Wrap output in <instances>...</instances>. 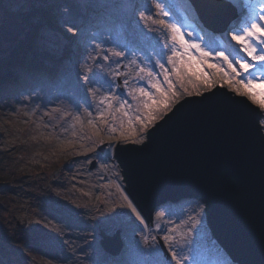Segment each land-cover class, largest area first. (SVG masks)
Returning a JSON list of instances; mask_svg holds the SVG:
<instances>
[{"label":"rangeland","instance_id":"1","mask_svg":"<svg viewBox=\"0 0 264 264\" xmlns=\"http://www.w3.org/2000/svg\"><path fill=\"white\" fill-rule=\"evenodd\" d=\"M41 1L0 0V45L3 49L10 45L5 40L7 36L10 37L9 33H19V27L8 25L7 18L18 17L27 10L25 8L41 6ZM115 1L117 12L114 19L120 20L114 21V35L105 37L106 42L96 41L94 46L82 40L84 44L80 42L75 47L73 62L58 64L54 77H58V88L64 87V91L54 92L51 90L53 87L43 84L31 89V82L24 73L11 75V83L14 81L15 84L9 83L0 88V153L5 154L7 173L14 172L18 176L26 177L23 183L16 186L0 185L12 191L7 212L0 216V226L7 230L12 225L16 226V222L22 227L18 232L29 231L31 239H35L33 243L45 250L51 258L42 262L33 256L13 253L14 259L22 260L20 264H163L165 260L167 264H173L172 258H167L168 254L171 256V251L163 245L161 239L153 246L150 244L142 248L143 244L134 238L137 241L134 243V251L123 245L122 252L115 257L109 256L100 247V232L111 236L120 231V234L131 233L133 236L138 233L140 235V230L127 211L120 194L118 164L114 165V160H109L107 150L100 154L97 148L103 145L109 147L115 143L135 144L136 140L140 142L143 139L144 132L150 126L143 133H139V126H131L128 119L122 113H117L115 108L128 100L131 104L129 115L135 113L139 101L133 100L130 93L139 87L147 88L149 83L147 79L139 78L138 68L152 67L157 58L154 51L161 53L165 42L171 44L166 30L154 23L155 20L163 18L158 19L153 7L156 0H147L149 5H146V9L137 6V2L143 3V0ZM222 1L226 5H232V2L238 5L236 14H239V19H235V25L220 29V32L213 35L197 25L196 14L188 7L186 0H162L169 8L171 20L181 24L171 11L176 10L178 18L189 21L192 25L187 30L193 31L196 36H203L205 45L213 48L214 52L222 50L237 72L242 73L243 80L227 65L219 70L211 67L213 63L219 65V61L209 59L201 64L197 54L186 56L185 59L190 60L192 65L191 71L196 74L194 78L201 85V93L209 92L214 87H225L238 97L247 98L251 93L254 94L256 102L247 99L264 114V107H261L264 104V79L254 80L251 85L245 86L248 73L261 77L264 66L257 65L244 73L245 70H241L235 61H247L250 58L240 50L237 42L231 40L229 34L230 30L242 25L253 7L258 17L261 0ZM229 9L231 7L222 5L218 11L223 16L228 15L226 12ZM142 12L145 14L143 18L140 15ZM87 13L91 15L90 12ZM39 35V46L42 49L60 52L62 42L52 29L42 27ZM143 43L146 44L144 50L141 49ZM133 48L138 52L132 51ZM116 51H122L125 55H112ZM105 55H108V60L103 59ZM2 56L5 53H1L0 58ZM133 60L136 61L135 64L131 63ZM160 71L156 68L154 75ZM224 72L231 73L234 79H229L227 75L221 79ZM209 74L214 83L211 90L206 91ZM119 77L122 90L116 84ZM24 84L27 85L26 89ZM187 86L192 89L191 84ZM237 88L239 93L234 90ZM178 91L180 95L171 102V109L189 96L180 89ZM108 95L116 97L111 108L107 106V102L101 103ZM136 95H139L138 92ZM193 95H196L195 92L191 96ZM75 102L85 107L82 113L86 112V118L93 122V126L79 129L75 128V124L67 123L73 106L77 104ZM169 111L162 110L161 118L156 122ZM101 114L108 121L107 124L99 119ZM261 123L264 128V117ZM125 133H130L127 140L121 138ZM93 161L96 166L90 169ZM37 180L46 182V190L41 192L40 197L32 193L36 189L32 183ZM169 204L168 210L173 211L175 205ZM185 205L186 211H181V219L178 221L181 224L180 230H183L180 237L186 238L179 237L176 240L184 245L181 250L190 257L187 264L229 263L227 257L215 250L217 246L208 230H199L204 225L201 220L203 215L195 212L197 209L193 202H186ZM195 216H200V219H194L196 226L192 229L189 220ZM10 221L12 222L9 225ZM141 241L144 242V239L141 238ZM1 262L0 260V264Z\"/></svg>","mask_w":264,"mask_h":264},{"label":"water","instance_id":"2","mask_svg":"<svg viewBox=\"0 0 264 264\" xmlns=\"http://www.w3.org/2000/svg\"><path fill=\"white\" fill-rule=\"evenodd\" d=\"M207 30L225 28L235 10L222 0H188ZM221 5H215V4ZM229 6L228 15L218 9ZM121 86V78L117 79ZM260 109L225 87L183 98L145 133L140 144H118L122 181L140 213L195 198L207 226L233 262L264 264V133ZM102 153L104 145L98 148ZM96 162L93 161L90 169ZM229 171L241 194L223 184ZM104 252L117 256L120 231L100 232Z\"/></svg>","mask_w":264,"mask_h":264},{"label":"trees","instance_id":"3","mask_svg":"<svg viewBox=\"0 0 264 264\" xmlns=\"http://www.w3.org/2000/svg\"><path fill=\"white\" fill-rule=\"evenodd\" d=\"M143 1V3L137 2V6L148 8L147 0ZM115 2V0H42L41 6L34 9L25 8L27 10L18 17L7 18L9 19L7 20L8 25L19 27V33H9L10 37L5 38L10 44L7 48L3 49L0 45V54L5 53V56L0 58V81L5 80L0 83L7 82L13 74L24 73L31 82V89L43 84L53 87L51 90L54 92L64 91V87L58 88L60 80L53 77L58 64L73 62L75 47L81 39L88 35V32L91 34L88 38L89 42L93 46L96 41L99 42L105 37L112 36L114 21H116L114 14L117 12ZM188 7L190 8V6ZM155 11L157 12L156 9ZM87 12H90L91 15ZM160 17L162 16L158 15V19ZM188 25L191 27L190 23ZM42 27L52 29L59 37L62 42L59 53L42 49L39 46L41 40L39 30ZM87 28L94 30L90 31ZM26 88L27 85L24 84V89ZM75 103L77 104L73 106L67 123L75 124V128L79 129L90 126L86 112L82 113L85 111V107L79 102ZM5 163V154L0 153V185L10 186L13 184L16 186L23 183L26 177L18 176L14 172L7 173L5 170L7 164ZM32 184L37 189H34L32 193L40 197L41 192L46 190V182L37 180ZM11 192L8 188L0 186V216L7 212ZM14 224L16 226L12 225L7 230L0 226L1 264H20L22 260L14 259L13 253L33 256L37 261L42 262L51 259L45 250L33 243L35 239H31L29 231L20 233L18 230H21L22 227L18 226L16 222Z\"/></svg>","mask_w":264,"mask_h":264},{"label":"snow or ice","instance_id":"4","mask_svg":"<svg viewBox=\"0 0 264 264\" xmlns=\"http://www.w3.org/2000/svg\"><path fill=\"white\" fill-rule=\"evenodd\" d=\"M157 10V14L163 18L155 20L154 23L161 26L162 30H166L167 37L170 39L171 44L165 42L163 51L157 55V58L152 67H139L138 75L141 80L147 79L149 82L146 87H139L134 89L130 95L133 100L139 101V106L135 113L129 115L131 111V104L128 100H124L115 108L117 113H122L124 117L128 119L131 126H139V133H143L146 127L153 125L159 118H161L162 110H171V102L174 101L176 97L180 95L182 90L184 94L191 96L193 92L196 95L201 94V85L197 82L195 73L191 71L192 65L190 60L185 59L186 56H191L193 54L198 55V61L203 64L206 60L219 61L211 65L212 68H223L227 65L228 68L235 72L237 76H243L241 72H237L236 68L233 67V63L229 60V57L224 55V52L216 51L209 48L204 43L203 36H196L191 30H187L183 25H179L170 18V11L162 0H156L154 5ZM141 17H144L142 12ZM71 30V29H70ZM231 40L237 42L240 50L243 51L249 60L237 59L235 64H238L241 70H247L249 68H254L257 65L264 66V0H261V6L259 8V15L257 17V11L255 7L250 12L249 16L244 20L239 28H233L230 30ZM116 57H123L125 55L122 51H116L112 53ZM166 56V60H165ZM104 60H108V55L103 57ZM131 63L135 64L136 61L133 60ZM170 66V68H169ZM187 66V67H186ZM159 68L161 71L154 75L155 69ZM118 75V73H117ZM227 75L229 79H234L231 73L224 72L221 79ZM163 77L161 80L160 77ZM203 76V73H201ZM248 79L245 81V86L251 85L254 80L264 79V74L261 77H256L252 73H248ZM87 80L88 77L86 76ZM239 82V81H238ZM127 80H125V85H127ZM213 81L211 79V74H209V81L205 86V90H211ZM192 85L190 90L187 86ZM239 93V89H234ZM138 92V96L136 93ZM243 95V93H240ZM248 98L254 103V94L249 93ZM116 99L113 95L105 96L101 103L107 102L109 108L113 107V101ZM264 107V104L261 105ZM99 119L104 120L107 124L108 121L104 118L103 114L100 115ZM90 127L93 126V122L89 121ZM102 130V129H98ZM137 133V135L139 134ZM122 139H129L130 133H125ZM138 143L139 140H136ZM103 143V141H100ZM111 147V146H110ZM127 199V197H125ZM128 208L133 214L136 215L137 219L140 220L141 224L146 223L143 219L142 214L137 210L136 207L130 202ZM158 215L163 216V213H158ZM176 229L173 228L170 234L165 235L163 238L167 242V247L171 251V258L173 264H187L190 257L182 252L184 245L180 244L178 240L175 239L174 234ZM155 239V238H153ZM163 264H167L165 260Z\"/></svg>","mask_w":264,"mask_h":264},{"label":"bare ground","instance_id":"5","mask_svg":"<svg viewBox=\"0 0 264 264\" xmlns=\"http://www.w3.org/2000/svg\"><path fill=\"white\" fill-rule=\"evenodd\" d=\"M232 5L236 8V9H238V5L237 4H235L234 2H232ZM5 79H2L0 82H2V81H4ZM4 83H0V86H2ZM248 98V97H247ZM144 139H145V137H144ZM143 139V140H144ZM132 143H126V144H124V145H131ZM135 145V144H134ZM116 146L117 145H115L114 146V148L112 149V153H111V151H110V159H115L116 158V154L114 153V149H116ZM222 180H223V184H225L226 185V187L227 188H229V190H235V192L234 191H230L231 193L230 194H232V193H235V194H241V192H239L240 191V189L239 190H236L238 187H237V184H236V182L233 180V175H232V173H230L229 171H227V170H225V171H223L222 172ZM119 186H120V189L122 190L121 191V194H122V197H123V199H124V201H125V207L128 209L127 211L128 212H130V214L132 215V217H133V219H135V220H137L138 221V224L141 226V228L144 230H141V228H139V230H140V235H139V233L138 234H134L133 236L131 235V233H122V234H120V237H121V240H122V244L125 246V245H127V246H129V249L130 250H133L134 251V247H135V244H136V242L137 241H134V238H137V240H138V242L140 243H142L143 244V242L141 241V238H142V236H141V231L143 232V234H144V236H145V238H148V237H153L157 232H156V224H157V222H158V220H159V215H158V213H162V212H166V204L168 203V202H166L165 204H162V205H159L158 207H156V208H154L152 211H151V214H150V216H146V215H144V214H142V217H143V219L146 221V223H144V224H141V222H140V220H138L137 219V217H136V215L135 214H133L132 212H131V210L128 208V204L131 202L132 204H133V206L134 207H136V205H135V203H134V201L132 200V198H131V196H130V192L128 191V189H127V186L124 184V182L122 181V182H120L119 183ZM125 197H127V199L125 198ZM169 203H171L170 201H169ZM137 208V207H136ZM138 210V209H137ZM139 211V210H138ZM205 224H207L206 223V221H205ZM164 225L166 226V223H164ZM162 226H160V228H161ZM156 228V229H155ZM199 230H202V228L200 227V229ZM211 233V232H210ZM174 237H175V239H178L179 237H180V234H177V235H174ZM162 239H164L163 237H161ZM182 238V237H181ZM184 238V237H183ZM182 238V239H183ZM135 243V244H134ZM163 245H165V246H167V242L166 241H164L163 242ZM220 245V244H219ZM147 245L144 243L141 247L142 248H144V247H146ZM220 247H221V245H220ZM222 248V247H221ZM136 251V250H135ZM167 258L168 259H171V256L168 254L167 255Z\"/></svg>","mask_w":264,"mask_h":264}]
</instances>
